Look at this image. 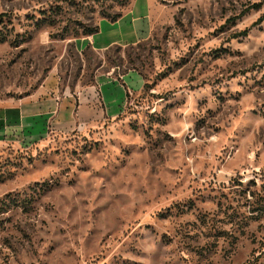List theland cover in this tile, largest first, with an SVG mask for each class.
Listing matches in <instances>:
<instances>
[{"label":"rangeland","instance_id":"rangeland-1","mask_svg":"<svg viewBox=\"0 0 264 264\" xmlns=\"http://www.w3.org/2000/svg\"><path fill=\"white\" fill-rule=\"evenodd\" d=\"M124 1L0 0V112L50 110L0 117V264H264V0H153L148 38L77 50Z\"/></svg>","mask_w":264,"mask_h":264},{"label":"crops","instance_id":"crops-1","mask_svg":"<svg viewBox=\"0 0 264 264\" xmlns=\"http://www.w3.org/2000/svg\"><path fill=\"white\" fill-rule=\"evenodd\" d=\"M156 6L153 0H133L129 9L118 20L111 21L105 17L100 18L98 21V32L81 36L74 40L77 50L82 51L88 45H91L96 50H106L115 45L132 44L148 38L152 32V22ZM116 80L115 78L113 79V76L107 78L100 77L93 84L87 86L85 94H88V96H85V99L93 103H95L96 99L100 101L103 105V115H114L117 108L127 97L125 85ZM127 84L129 85L128 82ZM34 95L35 93L28 100L20 99L11 107L13 113L5 112V114H2L0 112V117L3 115L6 118V116L10 117L12 114L16 116H14V119L18 122H24L28 118L32 119L34 116L50 111L47 108V103L43 105L39 104V97L33 98ZM49 103L50 105L52 104L51 102ZM63 103V100L57 102L56 111L59 110V114L64 111L63 109L69 112L70 105H64ZM77 103L71 108L75 123L79 121L78 115L83 109L80 96Z\"/></svg>","mask_w":264,"mask_h":264},{"label":"trees","instance_id":"trees-1","mask_svg":"<svg viewBox=\"0 0 264 264\" xmlns=\"http://www.w3.org/2000/svg\"><path fill=\"white\" fill-rule=\"evenodd\" d=\"M123 1V0H122ZM129 1V2H128ZM125 0L124 2H125V4H124V6L125 7H123V9H121L119 12H116V13H114V14H110V13H108V12H103V14H102V17H105V18H108L109 20H111V21H116V20H118L122 15H123V13L127 10V9H129V7L131 6V4H132V2H133V0ZM123 2V3H124ZM127 2V3H126ZM84 28H83V30H82V32H79V30H76L75 32H74V36L75 37H80L81 36V34H82V36H87V35H91V34H94V33H96V32H98L99 31V24L97 23L94 27H87V26H83ZM68 33H70V30H65L63 33L61 32L60 34H58V38H60V39H64V38H66V35L68 34ZM243 34H247L248 33V30L246 29V30H244V32H242ZM87 50L88 49H93L92 47H91V45H88L87 46V48H86ZM109 49V48H108ZM125 85V84H124ZM127 95H129V91H127Z\"/></svg>","mask_w":264,"mask_h":264}]
</instances>
